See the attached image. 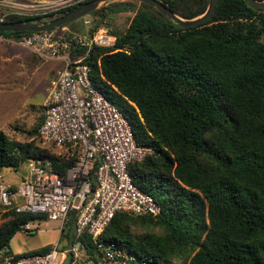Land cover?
I'll list each match as a JSON object with an SVG mask.
<instances>
[{"label":"trees","instance_id":"1","mask_svg":"<svg viewBox=\"0 0 264 264\" xmlns=\"http://www.w3.org/2000/svg\"><path fill=\"white\" fill-rule=\"evenodd\" d=\"M88 1L57 13L8 15L4 21L44 22ZM158 1L186 19L202 14L209 2ZM121 11L132 15L124 30L112 31L116 47L94 46L86 62L93 84L126 117L136 143L152 149L132 161L128 172L161 212H117L97 238L82 233L78 240L94 259L97 243L114 242L154 264H264V9L253 10L244 0H218L208 21L181 28L150 5L115 1L87 15L90 31ZM43 118L44 113L24 142L0 130V173L45 159L63 176L74 164L76 156L68 150L37 144ZM2 209L0 251L13 255L9 241L21 226L46 216ZM74 220L70 215L65 224L71 243Z\"/></svg>","mask_w":264,"mask_h":264},{"label":"built area","instance_id":"2","mask_svg":"<svg viewBox=\"0 0 264 264\" xmlns=\"http://www.w3.org/2000/svg\"><path fill=\"white\" fill-rule=\"evenodd\" d=\"M79 1L63 0L62 5H54V1L0 0V22L8 15H43ZM82 23V32L62 25L18 37L0 35V41L62 63L43 102L38 137L43 145L76 156L63 176L54 172L49 161L32 159L23 164L27 173L18 187L0 183V204L13 206L16 212L43 214L61 224L74 212L76 240L67 249L60 250L55 244L43 254L14 257V253L0 251L1 264H154L114 242L97 243L99 255L94 259L78 240L82 233L97 238L117 212H161L154 198L141 191L128 172L132 161H141L153 151L136 143L126 117L93 84L92 66L86 62L92 47L115 48L117 37L104 27L90 31L89 19ZM80 48L85 52L78 53ZM30 229L29 222L21 226V231Z\"/></svg>","mask_w":264,"mask_h":264},{"label":"rangeland","instance_id":"3","mask_svg":"<svg viewBox=\"0 0 264 264\" xmlns=\"http://www.w3.org/2000/svg\"><path fill=\"white\" fill-rule=\"evenodd\" d=\"M15 1H38L41 3L54 1V5L58 3L62 5L63 0ZM59 5H56L55 8L59 7ZM59 10L61 9H55L52 12L57 13ZM130 15L132 13L128 11L114 13L108 17V20L105 21L107 23L101 27H104L110 33H113V30L122 31L127 27ZM83 19H89L91 22L89 16L75 20L71 24L66 25L69 31L82 32L84 30ZM113 34L116 35L115 33ZM59 65L62 66V63L55 60L37 58L25 47L0 41V130L9 138L19 142L29 139V131L36 127L41 116H43L42 101L45 90L50 79L55 77V69ZM34 139L40 147L48 149L47 147L50 146L43 145L37 134ZM49 149L55 151L53 148ZM56 150L63 152L61 148H56ZM24 173L25 167H20L18 170L11 167L4 168L0 173V183L18 187L21 182V176ZM2 206L0 204V215L3 212ZM68 222L61 224L59 221L48 220L42 216L32 218L29 221L31 229L17 232L9 241V249L14 254L39 249L46 246L45 244L57 242L60 239L61 232L65 233L68 240L71 241L72 231L65 226V224H69ZM141 231L139 228L136 229L138 233ZM60 244L61 242L57 244V247ZM51 246L53 247V245Z\"/></svg>","mask_w":264,"mask_h":264},{"label":"water","instance_id":"4","mask_svg":"<svg viewBox=\"0 0 264 264\" xmlns=\"http://www.w3.org/2000/svg\"><path fill=\"white\" fill-rule=\"evenodd\" d=\"M116 0H90L83 5L77 7L76 9L63 14L57 18L44 21V22H26V21H13V22H0V32H38L43 31L55 27H59L62 25H67L69 23L74 22L80 18L87 16L92 11L105 6L111 2ZM151 7L155 8L158 12H160L166 19L173 22L177 26L181 28L195 27L199 24H202L210 19L212 14L214 13L215 6L218 0H209L208 6L206 10L191 19L183 18L176 13H174L171 9H169L166 5L161 3L158 0H135ZM246 5L253 10L264 9V0H244ZM74 215V212L72 213Z\"/></svg>","mask_w":264,"mask_h":264},{"label":"crops","instance_id":"5","mask_svg":"<svg viewBox=\"0 0 264 264\" xmlns=\"http://www.w3.org/2000/svg\"><path fill=\"white\" fill-rule=\"evenodd\" d=\"M2 42V41H1ZM32 53V52H31ZM34 56H36L37 58H39L37 55H35L34 53H32ZM58 62V61H57ZM61 65H59L56 69H58L59 67H60ZM56 69H55V71H56ZM55 76V75H54ZM53 82H54V78L53 79H50V81H49V84L47 85V87H46V90H45V95H44V97H43V101H42V106H43V102H44V99H45V97H46V94H47V91H48V89L52 86V84H53ZM44 109V108H43ZM43 113H44V110H43ZM21 167H24V165H21ZM19 169V168H18ZM18 169H16V170H18ZM26 173H27V169H25V173L21 176V182H22V179L24 178V176L26 175ZM21 182H20V184H21ZM19 184V185H20ZM10 186V185H9ZM11 187H13V186H11ZM14 188H16V187H14ZM71 215V214H70ZM69 221V220H68ZM74 223H75V220H74V222H73V225H74ZM34 232V231H33ZM62 234V233H61ZM61 234H60V239L57 241L58 243L59 242H61V244H60V246H58V249H60V250H64V249H67L72 243H71V241H69L68 240V238L67 237H65V236H61ZM57 242H54L53 244L52 243H49V244H45V245H57L58 243ZM34 250H37V249H34ZM29 251H31V250H29ZM25 252H27V251H25ZM21 253H24V252H21ZM18 254H20V253H18ZM80 263H83V262H79L78 264H80Z\"/></svg>","mask_w":264,"mask_h":264}]
</instances>
